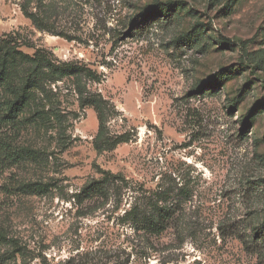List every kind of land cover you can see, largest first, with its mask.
I'll return each mask as SVG.
<instances>
[{"label":"rangeland","instance_id":"rangeland-1","mask_svg":"<svg viewBox=\"0 0 264 264\" xmlns=\"http://www.w3.org/2000/svg\"><path fill=\"white\" fill-rule=\"evenodd\" d=\"M9 49L0 264H264V0H0Z\"/></svg>","mask_w":264,"mask_h":264},{"label":"trees","instance_id":"trees-1","mask_svg":"<svg viewBox=\"0 0 264 264\" xmlns=\"http://www.w3.org/2000/svg\"><path fill=\"white\" fill-rule=\"evenodd\" d=\"M31 18L33 19V21H35V19L31 16ZM15 56H21L24 57V55L18 53V52H14L13 50L9 49L8 53L6 54V61L3 63L1 69H0V84H2L4 82V79L6 77V66L9 64V61L14 59ZM30 88L28 86V84L25 85V87L22 89L21 92H26L28 91ZM24 103V98L23 96H18L17 98H15L9 105H7L5 112H4V116H3V121L5 122H10L12 121V119L15 117V115L18 113V109L20 106H22ZM103 115V112H98V117L99 120H101ZM6 153H5V160L9 161L10 164H15L17 162H19L21 159L24 158H30L33 155L32 150L28 149V148H24V147H19V146H6ZM37 184H25L22 187V189H30L33 187H36ZM100 184H95L93 186H90L89 188L86 189V191L88 193H98L100 191ZM164 224L162 223H156V224H151L148 228V230L151 231V233L153 234H160L164 231ZM0 240H3L2 236L0 235Z\"/></svg>","mask_w":264,"mask_h":264}]
</instances>
